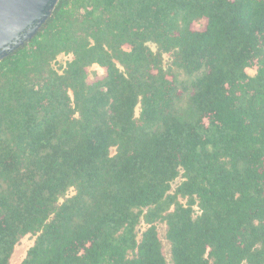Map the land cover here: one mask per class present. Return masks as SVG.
I'll use <instances>...</instances> for the list:
<instances>
[{
  "label": "trees",
  "instance_id": "16d2710c",
  "mask_svg": "<svg viewBox=\"0 0 264 264\" xmlns=\"http://www.w3.org/2000/svg\"><path fill=\"white\" fill-rule=\"evenodd\" d=\"M26 236L19 264H264V0H59L0 61V264Z\"/></svg>",
  "mask_w": 264,
  "mask_h": 264
},
{
  "label": "water",
  "instance_id": "95a60500",
  "mask_svg": "<svg viewBox=\"0 0 264 264\" xmlns=\"http://www.w3.org/2000/svg\"><path fill=\"white\" fill-rule=\"evenodd\" d=\"M59 0H0V61L28 43Z\"/></svg>",
  "mask_w": 264,
  "mask_h": 264
},
{
  "label": "rangeland",
  "instance_id": "374dc122",
  "mask_svg": "<svg viewBox=\"0 0 264 264\" xmlns=\"http://www.w3.org/2000/svg\"><path fill=\"white\" fill-rule=\"evenodd\" d=\"M62 58H64L62 56ZM160 233L161 237L165 244V252L167 256L170 258V247H169V241L165 237V224H160ZM33 243V237L26 236L22 238L21 242L16 247V250L11 258V264H19L21 260L24 258L26 251L28 247Z\"/></svg>",
  "mask_w": 264,
  "mask_h": 264
}]
</instances>
